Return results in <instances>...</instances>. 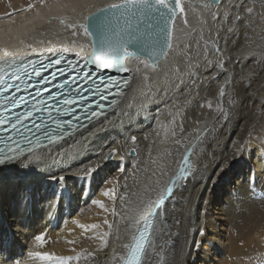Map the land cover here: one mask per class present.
<instances>
[{"label":"bare ground","instance_id":"6f19581e","mask_svg":"<svg viewBox=\"0 0 264 264\" xmlns=\"http://www.w3.org/2000/svg\"><path fill=\"white\" fill-rule=\"evenodd\" d=\"M47 2L53 8L52 13H48L47 7L41 9L37 5L32 10L14 11L0 17V49L7 48L21 54L29 52L28 57H31L35 54L26 47L28 44L46 56L51 54L45 49L54 47L63 57L81 61L90 54L91 37L84 29L69 28L66 24H83L88 15L115 0ZM181 2L185 12L175 25L173 48L165 61L158 64L157 71L145 70L138 60H126L130 74L127 100L131 101L134 96L139 98L141 88L147 90L151 87L153 90L152 99L143 109L137 111L130 107L126 110L128 115L123 117L109 112L106 123L94 120L88 129L81 130L82 137L81 133L76 134L80 138L78 144L69 141L62 150L60 145L50 146L52 158H47L45 150L43 163L25 160L24 165H31L45 176L64 175L65 180L33 185L28 193H20L25 197L23 200L18 201L13 178L23 176L26 169L22 165H10L0 170V184L3 185L0 191V232L7 236L6 250L0 253V264H54L28 256L29 252L37 251L71 257L65 264H116L113 251L118 256L123 251L121 246L129 242L135 231L128 228L130 220L126 219L135 213L126 209L137 205L143 207L141 198L146 203L149 197L153 201L159 197L197 135L206 137L205 143L197 145L191 157L200 174L190 180L182 196L177 193L179 202L166 205L167 228L154 239L157 249L162 248V255L172 264H233L234 256L241 248L251 246L252 236L264 240V199H261L264 197V89L261 87L264 56L258 55L264 51L261 44L264 40L256 28L247 24L233 34L227 32L232 26L231 20L225 24L222 15L216 21L212 20L209 13H222L227 0H220L219 8L211 9L203 7V0ZM256 9L259 5L254 11ZM37 10L44 14V20L36 18ZM48 15L62 16L65 24L59 20L49 22ZM13 16L16 19H12ZM180 17L184 19L180 20ZM253 18L247 20L251 23ZM217 34L221 53L214 54L209 46L208 58L212 63L205 68L204 41L215 39ZM197 51L201 54L199 57ZM250 51L257 55H249ZM185 53H191L201 67L195 71V84L188 81L187 75L184 77L188 89L184 95L178 96L171 87L162 90L163 81L169 69L184 68ZM217 61L223 62V69L214 66ZM145 75L149 77L148 81L144 80ZM221 87L225 89L223 98L219 95ZM88 93L86 91L84 95ZM177 96L185 103L175 117L174 125L172 103ZM229 100L235 103L229 104ZM221 104L233 111V116L223 127L216 123L218 105ZM119 111L117 109V113ZM170 111L173 115L169 114ZM181 123L185 128L184 135H191L183 140L182 145H176L172 143L174 138L170 136V130L177 126L179 137L178 125ZM205 129H209V133H205ZM257 133L261 136L259 139L255 138ZM133 136L136 137L134 143ZM68 143H72V148ZM109 147L117 149L114 160L90 176L80 178L84 177V169L101 163L98 156L102 152L107 155ZM165 148L172 155L161 159ZM132 149H135V155L129 156ZM202 149H206V154ZM225 160L231 166L218 178L216 166ZM28 179L37 178L29 176ZM112 188L116 189L117 197L125 198L124 201H113L102 194ZM50 204L53 206L49 207ZM105 219L108 224H104ZM20 220L25 224L23 229L19 228ZM74 221L99 227L85 231ZM37 235L45 237L42 246L35 239ZM157 259L150 250L148 264H156ZM254 260H257L256 256Z\"/></svg>","mask_w":264,"mask_h":264},{"label":"snow or ice","instance_id":"6c2138e0","mask_svg":"<svg viewBox=\"0 0 264 264\" xmlns=\"http://www.w3.org/2000/svg\"><path fill=\"white\" fill-rule=\"evenodd\" d=\"M55 3L59 4V0H55ZM250 4L252 6H249ZM37 5L41 9L47 7L48 13L53 12V8L48 6L47 0H36V3L28 4L26 10L35 9ZM256 5H259L261 9L259 13L254 12ZM219 6L220 0H207L203 4L205 9L219 8ZM184 12L185 8L181 0H115L104 8L98 9L96 13L90 14L85 23H70L66 26L82 28L86 33L97 37V43L93 45L92 53L86 58L87 63L94 65L97 70L128 72L129 69L126 67L125 61L133 59L143 64L145 70L150 69L155 72L159 62L166 58L173 48L175 22L177 16ZM209 15L213 21L222 15L225 24L231 20L232 26L227 28V32L235 34L241 26L245 24L251 26L250 21L247 20L249 17L259 15L264 20V0H227L225 10L222 13L210 12ZM35 16L39 20L45 19L40 10L35 12ZM47 20L49 22L59 20L61 24H65V19L58 15H48ZM219 39L217 34L215 39L204 41L203 60L205 68L212 63L208 58L209 46L214 54L221 53ZM261 39L264 40V36ZM20 43L23 44L24 41L21 40ZM26 47L32 49V53L39 56L40 60L28 59L29 54L27 53L12 52L7 48L0 49L2 52L0 55V170L10 165H22L26 169L23 176L13 178L14 186L18 189V201L25 198L20 193H28L33 185H43L46 182L60 183L65 180L64 175L57 177L54 174H49L45 176L31 165H24L25 160L36 161L38 164L43 163L46 156L45 150H47V158L51 159L52 147L50 146L60 145L62 150L63 145L69 141L78 144L80 138L76 134L81 133L82 137L81 130L88 129L94 120L104 124L107 122L109 111L114 115L118 114L123 117L128 115L126 110L130 107L137 111L141 110L152 99L151 93L153 92L151 87H147V90L141 88L139 98L134 96L129 101L127 100L128 78L118 80L115 77H109L107 82H103V78H101L102 87L106 92H101L100 86L96 87L95 92L88 89L87 91L92 92L94 96L98 95L99 99L86 104L84 97L81 96V92L84 90L79 88V85L70 88L67 80L53 83L57 80L58 74H64V68L57 67L56 71L51 72L50 79L49 76L44 75L53 66H59L63 60V55L56 48L48 47L45 49L51 56L57 57L50 59L44 52L37 53L31 44L26 45ZM251 47L250 44L249 48L251 49ZM257 47L260 46L257 45ZM63 51L66 52L67 49H63ZM248 54L253 57L257 55L252 51ZM76 55L79 56V53L77 52ZM184 55V68L181 69L176 66L169 69V72L166 73V79L163 81L162 90L171 87L178 92V96L184 95L188 89V82L185 81L184 77L187 75L188 81L195 84V71L201 67L199 61L194 60L191 53ZM200 55V52L197 51L196 56L199 57ZM258 55L264 56V51ZM141 57L146 59H140ZM45 59L48 60L47 64L42 62ZM214 66L223 69V62L217 61V65ZM88 78H91V73L88 74ZM144 80L148 81L149 77L145 75ZM230 80L231 78L225 83H229ZM48 85L51 87L49 88ZM44 93L47 95L45 96ZM219 95L221 98L225 96L224 87H221ZM178 96L173 99L172 103L175 115L172 111L169 113L173 115L172 123L174 125L175 117L179 115L180 109L184 107L185 103L181 102ZM109 97H111L110 100ZM103 101L108 102L104 103ZM228 103L234 104L235 101L229 100ZM209 107L211 108L212 105L209 104ZM105 109L109 111H105ZM117 109L120 110L119 113H117ZM232 116L233 111L226 109L222 104L218 105L217 124L223 127L224 123L228 122ZM101 117H104L103 121H101ZM82 121H87V123H82ZM178 127L181 135L177 137V126H173L170 130V136L174 138L172 143L182 145L183 140L188 139L191 133L184 135L183 123L179 124ZM193 131L197 130L194 129ZM205 133H209V129H205ZM131 139L133 143L136 141L135 136ZM205 139L204 135L195 136V140L184 155L179 169L171 176L168 185L155 201L149 197L145 203L141 198L140 203L143 204V207L137 205L133 209H126V211L135 213L131 217H126L130 220L128 228H134L135 231L132 232L129 242L121 246L123 251L118 256L115 254V250L113 251V259L116 260V264H148L150 250L158 258L156 264H172L162 255L163 249H157L154 239L159 237L164 228H167V221L164 216L166 205L169 202H179L176 200L177 193L182 196L190 180L200 174L199 169L192 163L191 157L195 153L197 145L204 144ZM68 147L72 148V143H68ZM116 151V148L109 147L107 155H104L103 152L100 153L98 159L101 163L84 169V177L80 178L90 176L102 168L107 161L113 159ZM202 151L206 154V149H202ZM132 152L134 153L135 149H132ZM171 155V151L165 148L161 159ZM152 162L156 163L155 160ZM230 166L231 164L227 160L218 164L215 170L218 178ZM121 171L123 170L121 169ZM162 174L164 173L162 172ZM29 176H34L37 179L30 180L28 179ZM25 181L27 182L25 183ZM158 183L159 181H157ZM2 190L3 185L0 184V191ZM102 194L113 201L116 199L124 201L125 199L123 196L117 197L115 188L105 190ZM68 195L71 198L70 193ZM93 203L100 204L101 202L93 201ZM52 206V204L49 205V207ZM101 207L104 205L101 204ZM105 211H107L106 208ZM113 214H117L115 209H113ZM74 223L85 231L99 227L97 224H80L79 221H74ZM176 223L179 221L177 220ZM18 224L21 229L25 227L23 220H20ZM104 224H108L107 219H105ZM35 239L41 246L45 241L43 235H37ZM6 243V234L0 232V253L6 250ZM69 243L74 242L69 241ZM87 255L91 256L92 253H87ZM28 256L52 261L54 264H65L66 260L72 259L71 257L56 256L55 253L39 251L29 252Z\"/></svg>","mask_w":264,"mask_h":264},{"label":"rangeland","instance_id":"374dc122","mask_svg":"<svg viewBox=\"0 0 264 264\" xmlns=\"http://www.w3.org/2000/svg\"><path fill=\"white\" fill-rule=\"evenodd\" d=\"M30 3H36V0H0V8L4 10H0V17H6L10 14H13L14 11H26L27 6ZM11 10H13V12H11ZM260 11L261 9L259 8L254 12L259 13ZM12 19H16V16H13ZM250 25L251 27L256 28L260 36H264V20H262L259 15L254 16ZM261 44L264 45L263 42H261ZM261 87L264 89V80ZM258 137L260 138L261 136H259V134L257 133L255 138ZM251 241V246H243L241 248V251L238 252V255L234 256L235 262L233 261V264H264V240H261V237L255 238L254 236H252ZM255 256L257 257V260H254Z\"/></svg>","mask_w":264,"mask_h":264},{"label":"water","instance_id":"95a60500","mask_svg":"<svg viewBox=\"0 0 264 264\" xmlns=\"http://www.w3.org/2000/svg\"><path fill=\"white\" fill-rule=\"evenodd\" d=\"M195 1H196V3H197L198 0H195ZM203 2L206 3L207 0H203ZM196 3H195V4H196ZM104 7H105V6H104ZM104 7H102V8H104ZM102 8H100V9H102ZM96 12H97V10H96L95 12H93V13H96ZM93 13H91V14H93ZM180 15H181V14H179V15L177 16V19H176L175 25H176L177 20H178V18H179ZM88 16H89V15H88ZM88 16H87V17H88ZM87 17H86V18H87ZM85 21H86V20H85ZM174 31H175V26H174ZM174 33H175V32H174ZM89 35H90V34H89ZM90 37H91V44H92V49L90 50V54H91L92 51H93V45H94L95 43H97V37H95V36H93V35H90ZM172 43H174V39H173ZM90 54H89V55H90ZM89 55L83 57L81 61L83 62V64H88V65H90L91 67L95 68L94 65L89 64V63H87V61H86V58H87ZM140 59H146V58H145V57H141ZM165 59H166V58H164L163 60H161V61L159 62V64H160V63H163V62L165 61ZM125 65H126V61H125ZM126 67H127V66H126ZM107 71H108V70L100 71L99 74H100V73H105V72L107 73ZM119 74H120L121 76H127V78H129V75H130L129 72H119ZM116 155H117V151H116V154H115V156L113 157V159H111L110 161H107L106 163L112 162V161L114 160V158L116 157ZM128 155H129V156H134V155H135V152L133 153L132 150H130L129 153H128Z\"/></svg>","mask_w":264,"mask_h":264}]
</instances>
